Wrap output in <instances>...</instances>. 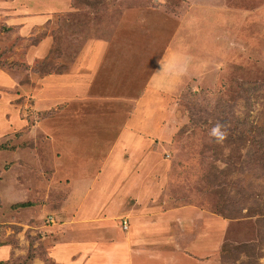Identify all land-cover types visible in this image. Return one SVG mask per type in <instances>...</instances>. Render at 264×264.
<instances>
[{"label":"rangeland","instance_id":"rangeland-1","mask_svg":"<svg viewBox=\"0 0 264 264\" xmlns=\"http://www.w3.org/2000/svg\"><path fill=\"white\" fill-rule=\"evenodd\" d=\"M98 43L103 94L72 99ZM135 225L148 264H264V0H0V264Z\"/></svg>","mask_w":264,"mask_h":264},{"label":"crops","instance_id":"crops-1","mask_svg":"<svg viewBox=\"0 0 264 264\" xmlns=\"http://www.w3.org/2000/svg\"><path fill=\"white\" fill-rule=\"evenodd\" d=\"M92 45V44H91ZM102 50L101 44H95V46H90V48L83 49L81 61L75 65L71 71L70 75L66 76H55V84L63 83L65 81L69 84V89L71 93L72 99L76 100V97L79 98V90L85 88L84 96L86 97L89 94V91H96L99 94L102 93L103 85L101 86L100 82L98 83L96 77H99L100 73L104 74V70L98 65L99 58ZM100 51V52H99ZM98 52V54H96ZM40 53V52H39ZM116 71V70H115ZM113 72V71H112ZM118 73H121L118 70ZM105 79V78H104ZM102 80V82L104 81ZM76 92H78L76 94ZM83 94V93H82ZM118 101V100H117ZM84 103H89L88 101H84ZM100 104H103L102 100L99 101ZM130 104V101L127 102ZM99 105V104H98ZM116 112V110H115ZM104 115V117H103ZM104 118V122L109 121L106 120L105 114L103 112H99V118ZM118 118V116H117ZM126 119V118H125ZM101 133H110V135L124 134L129 141H133V139L137 136L135 130L132 128L116 130V126H111L110 124H103L100 127ZM99 129V130H100ZM126 132L128 134L126 135ZM74 142V141H73ZM92 208H90V213L92 212ZM148 213V212H147ZM135 224V223H134ZM152 225V224H151ZM137 225H135V231L132 235H129L130 239L127 238L125 242L122 244L118 243L105 245L104 243L94 244L91 252L86 255V258L80 262V264H148V261L154 259L157 254L152 255L151 252L144 253L143 250H147L148 248H155L156 245H152L147 243L148 241L141 240L139 234L137 235L136 231ZM117 239V238H116ZM172 245V244H171ZM144 253V254H143ZM166 254L167 256L164 262L161 261L162 258L157 260L158 264H181L184 260L180 261V256ZM150 256H152L150 258ZM175 258H178L175 260ZM149 259V260H148ZM163 262V263H161ZM152 263V262H150Z\"/></svg>","mask_w":264,"mask_h":264},{"label":"clouds","instance_id":"clouds-1","mask_svg":"<svg viewBox=\"0 0 264 264\" xmlns=\"http://www.w3.org/2000/svg\"><path fill=\"white\" fill-rule=\"evenodd\" d=\"M210 135L215 136L217 138H222L223 134L220 132V127L217 125L216 127L211 129Z\"/></svg>","mask_w":264,"mask_h":264},{"label":"trees","instance_id":"trees-1","mask_svg":"<svg viewBox=\"0 0 264 264\" xmlns=\"http://www.w3.org/2000/svg\"><path fill=\"white\" fill-rule=\"evenodd\" d=\"M60 1H61V0H60ZM56 2H57V1H56ZM56 2H55V3H56ZM58 3H59V2H58ZM62 3H63V2H62ZM50 4H51V3H49V5H47L46 7H45V4L43 5V10L47 11V13H45L46 16L49 15L48 11L51 10L52 7H53V6L51 7ZM63 4H65V3H63ZM55 5H56V4H55ZM66 5H67V3H66ZM49 6H50V7H49ZM65 7H66V6H65ZM45 15H44V16H41V17H45ZM20 206L24 207L25 205L22 204V205H20Z\"/></svg>","mask_w":264,"mask_h":264},{"label":"built area","instance_id":"built-area-1","mask_svg":"<svg viewBox=\"0 0 264 264\" xmlns=\"http://www.w3.org/2000/svg\"><path fill=\"white\" fill-rule=\"evenodd\" d=\"M125 224V223H124Z\"/></svg>","mask_w":264,"mask_h":264}]
</instances>
